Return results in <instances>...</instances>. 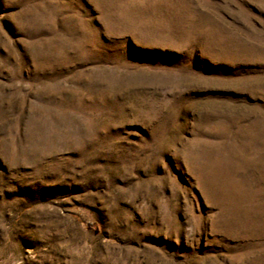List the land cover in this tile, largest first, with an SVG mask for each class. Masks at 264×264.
<instances>
[{
    "label": "rangeland",
    "instance_id": "rangeland-1",
    "mask_svg": "<svg viewBox=\"0 0 264 264\" xmlns=\"http://www.w3.org/2000/svg\"><path fill=\"white\" fill-rule=\"evenodd\" d=\"M0 264H264V0H0Z\"/></svg>",
    "mask_w": 264,
    "mask_h": 264
}]
</instances>
